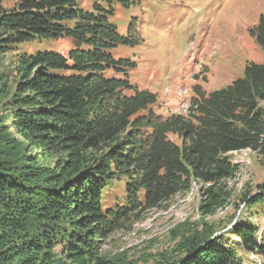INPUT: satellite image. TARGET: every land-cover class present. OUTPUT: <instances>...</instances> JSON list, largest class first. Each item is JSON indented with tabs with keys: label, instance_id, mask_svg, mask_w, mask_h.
<instances>
[{
	"label": "trees",
	"instance_id": "16d2710c",
	"mask_svg": "<svg viewBox=\"0 0 264 264\" xmlns=\"http://www.w3.org/2000/svg\"><path fill=\"white\" fill-rule=\"evenodd\" d=\"M139 2L93 0L83 9L77 0H0V56L34 40L70 36L76 44L66 54L16 53L13 91L0 79V264H135L102 254V242L194 184L200 217L212 216L238 172L230 153L251 150L264 161V64L251 62L207 96L198 91L187 115L156 117V95L125 78L134 63L109 52L140 43L132 22L122 36L111 21L113 5ZM249 35L264 51V15ZM241 202L264 211V182ZM204 226L180 244L183 257L157 264L264 258L256 223L236 219L224 234Z\"/></svg>",
	"mask_w": 264,
	"mask_h": 264
},
{
	"label": "rangeland",
	"instance_id": "374dc122",
	"mask_svg": "<svg viewBox=\"0 0 264 264\" xmlns=\"http://www.w3.org/2000/svg\"><path fill=\"white\" fill-rule=\"evenodd\" d=\"M77 2L81 8L90 9L93 0ZM113 11L111 21L117 31L125 35L132 22L141 41L135 45H117L109 52L116 60L134 63L126 68L125 78L130 86L156 95L151 107L156 117L187 115L198 91L207 96L243 77L245 67L251 62L264 64V51L249 35L259 16L264 15V0H140L138 5L128 8L115 4ZM62 24L72 27L73 21ZM75 47L70 36L21 45L16 52L0 56V79L8 80L6 87L12 92L16 53L52 50L66 54ZM110 74L123 76L120 72H106ZM2 100L4 103L7 98ZM169 138L181 142L175 135ZM28 148L32 154H39L37 149ZM230 155L238 172L224 182L229 197L223 208L201 218L198 212L201 195L199 186L194 184L189 192L174 194L147 209L127 228L109 235L100 246L101 253L126 257L135 264H157L162 257H183L180 244L190 233L204 229V225L224 234L236 219L248 220L256 223L262 232L264 211L255 213V209H248L241 196L247 191L254 192L264 182V161L251 150ZM43 163L51 165L52 160ZM120 191L119 186L108 201L119 196ZM241 255L242 264H264V258L255 253Z\"/></svg>",
	"mask_w": 264,
	"mask_h": 264
}]
</instances>
